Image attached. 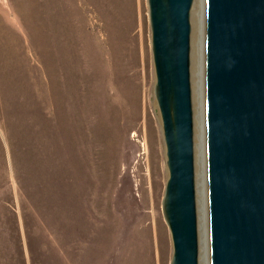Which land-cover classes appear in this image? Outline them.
I'll return each mask as SVG.
<instances>
[{
	"label": "rangeland",
	"instance_id": "374dc122",
	"mask_svg": "<svg viewBox=\"0 0 264 264\" xmlns=\"http://www.w3.org/2000/svg\"><path fill=\"white\" fill-rule=\"evenodd\" d=\"M155 84L148 0H0V264H171Z\"/></svg>",
	"mask_w": 264,
	"mask_h": 264
},
{
	"label": "water",
	"instance_id": "95a60500",
	"mask_svg": "<svg viewBox=\"0 0 264 264\" xmlns=\"http://www.w3.org/2000/svg\"><path fill=\"white\" fill-rule=\"evenodd\" d=\"M148 0L155 96L169 177L171 264H200L191 12ZM204 116L209 264H264V0H205Z\"/></svg>",
	"mask_w": 264,
	"mask_h": 264
},
{
	"label": "bare ground",
	"instance_id": "6f19581e",
	"mask_svg": "<svg viewBox=\"0 0 264 264\" xmlns=\"http://www.w3.org/2000/svg\"><path fill=\"white\" fill-rule=\"evenodd\" d=\"M205 0H197L195 11L199 15L197 20V35L196 38L200 41L199 44H197L195 52H194V58H193V66H194V73L195 75V83L199 86V94L201 96V103H202V114L204 117V120H202V124L196 123L195 128V162L198 155V159L200 160L199 163L202 161V166L204 168V175H205V214L203 216V205L201 204L203 198H202V192L201 197L199 195L198 200V187L202 190V184H201V169L198 166V171L196 170V183L198 181L197 185V200H198V210L200 207V217H199V237H200V264H209V250H208V209H207V190H206V162H205V114H204V8H205ZM198 42V41H197ZM202 70V72H201ZM198 74V75H197ZM200 86H202L200 90ZM194 107V106H193ZM194 122H195V116H194ZM198 153V154H197ZM98 211V210H97ZM98 221H99V217ZM98 225V224H97ZM202 226V229L200 227ZM207 251V256H206Z\"/></svg>",
	"mask_w": 264,
	"mask_h": 264
}]
</instances>
